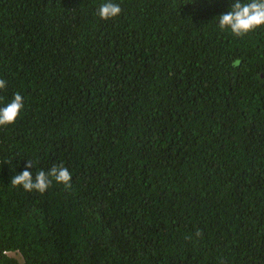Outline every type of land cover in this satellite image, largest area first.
<instances>
[{"label": "trees", "instance_id": "obj_1", "mask_svg": "<svg viewBox=\"0 0 264 264\" xmlns=\"http://www.w3.org/2000/svg\"><path fill=\"white\" fill-rule=\"evenodd\" d=\"M104 2L0 0V107L25 102L0 128V250L264 264V28L221 31L233 0H112L111 21ZM29 161L71 187L12 186Z\"/></svg>", "mask_w": 264, "mask_h": 264}, {"label": "clouds", "instance_id": "obj_2", "mask_svg": "<svg viewBox=\"0 0 264 264\" xmlns=\"http://www.w3.org/2000/svg\"><path fill=\"white\" fill-rule=\"evenodd\" d=\"M122 13L119 4L112 0H105L97 11V17L102 21H111L118 18ZM218 28L221 31L228 30L232 36L241 38L247 34L264 28V0H233L230 10L222 13L218 18ZM239 61L233 62V67H236ZM7 87V81L0 78V91H4ZM25 109L24 97L19 93H15L10 101L0 107V128L9 127L17 121L21 113ZM33 167L32 162L25 165V170L14 175L11 179V184L14 187H21L27 192L37 191L44 193L55 181L65 188L71 187L73 180L72 173L64 165H53L47 171L41 169L36 172L35 177L29 171ZM200 235L199 232L196 233ZM0 264H24L23 253L20 249L4 248L0 250Z\"/></svg>", "mask_w": 264, "mask_h": 264}]
</instances>
